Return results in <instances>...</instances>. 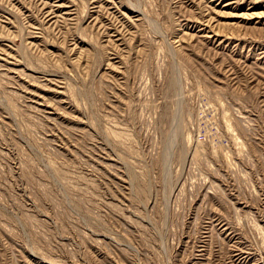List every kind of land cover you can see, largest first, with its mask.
<instances>
[{
  "label": "rangeland",
  "instance_id": "374dc122",
  "mask_svg": "<svg viewBox=\"0 0 264 264\" xmlns=\"http://www.w3.org/2000/svg\"><path fill=\"white\" fill-rule=\"evenodd\" d=\"M0 264H264V0H0Z\"/></svg>",
  "mask_w": 264,
  "mask_h": 264
}]
</instances>
